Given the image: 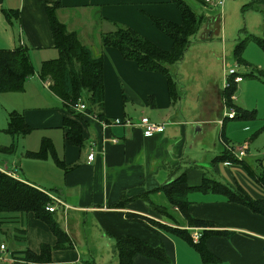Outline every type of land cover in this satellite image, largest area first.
Listing matches in <instances>:
<instances>
[{
  "label": "crops",
  "instance_id": "1",
  "mask_svg": "<svg viewBox=\"0 0 264 264\" xmlns=\"http://www.w3.org/2000/svg\"><path fill=\"white\" fill-rule=\"evenodd\" d=\"M53 2L60 3L58 19L68 30L77 32L79 40L93 56L102 58L104 102L99 112L102 119L90 114L74 116L68 112L51 91L49 80L42 81L38 76L41 63L58 55L45 12V6ZM250 2L251 8L240 14L243 6ZM217 8L214 24L208 15V25L200 26L209 37L213 33L232 36L233 32L227 34L226 21L233 15L237 36L244 28L247 34L264 38V32L263 36L257 33L262 26L264 0H223ZM180 12L169 0H0V49L26 48L34 75H37L26 79L22 91L8 92L22 94L21 99L18 96V111L32 128L24 135V141L34 139V143L23 147L22 162L4 159L0 161V168L13 172V177L60 201L55 214L71 240L70 248L52 249L49 262L25 261L23 250L29 248L39 253L42 244H55V236L32 212H0V233L9 236L13 242L10 247L0 242V246L4 245L0 247V264H89L91 261L93 264H117L115 238L125 235L140 238L151 246L163 247L168 257V261L163 262L137 253L133 256V264H264V215L228 201L220 194L197 190L188 194V213L196 220L209 222L210 226L188 227L177 209H169L175 222L156 209L168 206L160 186L180 173L185 172L189 186L201 184L204 176V167L199 165L202 147L199 141L192 139L186 122L174 115L172 107L180 98V90L176 87L172 99L169 82L162 73L141 70L134 61L124 59L116 48L101 45V35L120 25L133 29L157 47L170 50L172 41L158 30L152 18L180 24ZM205 18L207 20V15ZM94 42L100 47L92 48ZM236 74L242 80L234 82V76L228 75L227 71L223 87L216 94L225 115L231 110L249 108L234 105L230 111L224 109L228 105L222 95L228 80H233L236 89L245 79L243 74ZM252 84L247 82L242 90L247 91ZM230 98L235 100L236 95ZM137 100L143 116L156 124H165L163 132L143 135L135 110L127 105L129 101ZM225 115L218 119L220 137L208 150L209 165L223 180L220 182L232 189L240 186L255 199H264L263 189L253 179L245 181L248 175L244 167L229 161H214L224 151V144L230 143L225 135L226 120L238 118L237 115L233 118ZM66 118L80 124L83 140L80 146L65 140L63 121ZM116 118L129 119L135 125H114L111 122ZM243 129L248 130L249 126L245 125ZM195 130H201L200 124ZM42 138L52 144L53 155L47 153L43 159L27 156L26 152L38 151ZM188 142L189 149H195L187 159L191 163L190 169L183 161ZM243 143L247 145L243 159L249 169L256 172L248 161L250 143L244 140L238 144ZM196 148L200 153L198 156ZM91 152L93 159L88 160ZM256 163L260 168L264 166V160ZM128 213L136 214L140 219H129ZM158 223L171 227H176L177 223L187 229L212 231L205 238L208 259L201 257L187 239L167 231Z\"/></svg>",
  "mask_w": 264,
  "mask_h": 264
},
{
  "label": "trees",
  "instance_id": "2",
  "mask_svg": "<svg viewBox=\"0 0 264 264\" xmlns=\"http://www.w3.org/2000/svg\"><path fill=\"white\" fill-rule=\"evenodd\" d=\"M169 1L181 11V23L176 24L160 18H152V21L158 30L172 41L170 50H163L133 29L120 25H116V27H113V30L101 35V45L116 48L124 59L134 61L141 70L162 73L166 77L167 82H169V94L173 99L177 85L169 71V66L182 60L190 44L191 36L196 35L200 29L203 15L196 14L195 10L184 0ZM200 2L205 3L204 0H200ZM251 6V2L245 4L242 10L250 9ZM59 7V2H53V4L45 6L54 46L58 51V55L55 59L45 60L41 63L38 76L42 81L49 80L51 91L61 100L62 105L68 112L74 116L90 114L95 118L102 119L103 117L99 113L104 102V86L102 85L101 71L102 58L93 56L88 47L84 43H81L77 32L68 30L66 24L58 19L57 10ZM262 26L264 32V14ZM249 39H253L264 51V38L247 34L243 28L240 30L238 42L233 49V57L237 61H242V52ZM33 72L34 68L26 48L20 46L11 50L0 49L1 93L22 91L26 79L32 76ZM260 72L263 73L261 74ZM249 74H252V72ZM251 76L262 79L261 76H264V70H259L257 75L252 74ZM234 92L235 83L233 80H228L227 85L223 89L222 96L225 99L226 105L232 108L235 106L230 97ZM79 102L85 105L83 112H79L75 108V105ZM235 115L238 118L249 119L255 117V112L246 109L240 110L238 108V110H235ZM7 117H9L7 128H4L2 131L10 134L12 138L30 133L32 128L25 122L22 113L11 111ZM63 129H66L65 140L67 143L76 146L82 144L81 126L77 121L64 119ZM14 145L15 142L12 141L8 147H0V151L7 153L14 152ZM47 153L53 155V146L48 139L42 138L38 151L26 152V155L32 158L43 159ZM214 161H229L240 164L244 167L247 174L249 173L251 177L253 176L254 182L264 191V166L261 167L260 172L257 174L249 169L244 159L238 160L226 149ZM201 180L200 185L191 187L186 182L185 172H182L164 183L159 189L168 206H161V208L157 207L156 209H159V212L161 211L172 221L174 219H172L169 209H177L185 222H187L188 227L210 226L209 222L196 220L188 213L190 205L188 194L191 190H197L201 191V193L220 194L228 201L244 205L250 210L264 215V199H255L242 187L239 186L237 189H232L227 184L212 177L203 176ZM53 204L54 201L51 196L44 190L17 179L0 169V212H32L35 218L46 223L56 238L53 246L42 244L39 253L29 248L23 250L21 253L25 261L46 263L50 261L49 255L52 249L71 247L69 235L57 221L56 209L52 212L46 209L48 205ZM127 216L129 219H140L138 215L132 213H128ZM157 225L173 234L184 237L200 253L201 257L208 259L209 254L205 246V238L212 231L204 229L198 241L193 242L189 230L187 227H180L181 224L176 223L178 227L166 226L159 223ZM115 239L114 253H116L117 264H133V256L137 253L163 262L168 261V257L163 252L164 249L161 246H151L148 242L130 235L119 236ZM89 264H93V262L91 261Z\"/></svg>",
  "mask_w": 264,
  "mask_h": 264
},
{
  "label": "rangeland",
  "instance_id": "3",
  "mask_svg": "<svg viewBox=\"0 0 264 264\" xmlns=\"http://www.w3.org/2000/svg\"><path fill=\"white\" fill-rule=\"evenodd\" d=\"M184 1L195 10L194 12L196 14L203 15L204 24H201L202 28L208 25V23H206L209 21L208 15L212 18L211 24H214L213 19H215L216 13L218 12L216 5L202 3L200 0ZM243 12L245 11L241 9L240 14L243 15ZM206 15L207 20H205ZM235 16H238V14ZM232 18H234L233 15L228 16L226 21L227 34L233 32L232 36H222V33H213L209 37L207 31L199 29L196 35L191 36L190 44L182 60L169 66V71L176 81L177 88L181 93H179L180 98L172 107L174 115L176 119L184 123L186 122L185 124H187L189 128L192 139L199 141L202 147L203 151L201 153V158H199V165L204 167V170L202 168L204 176L212 177L222 182L223 180L220 176H218L209 165L210 153L208 150L212 148V143H217L220 137L221 123L220 121L218 122V119L220 118L221 120L225 114L224 110L219 107V98H216V94L218 90L220 91L223 87L225 76L229 69L233 68L237 73H241L245 77L240 83V87L235 89L234 94L236 95V99L232 100L233 104L236 106L242 105L243 107H249L245 109L254 111L255 117L249 119L235 118L234 120H226L224 127L226 131L225 135L230 139V144L238 145V143L244 140L250 143L249 149L251 150H249L250 157H248V161L257 174L260 172L261 168L258 167L256 161L260 159L264 160V76H261L262 79L251 76L252 74L257 75L259 70H264V51L253 39H249L242 52V61H237L233 57V49L238 42V28H234V21ZM257 31L259 36H263V26ZM97 47H100V45L94 42L92 48ZM251 72L252 74H249ZM260 73L262 74L263 72ZM34 74L35 71L30 77L32 78L35 76L36 78L37 75ZM250 81L253 82V84L248 87V90H242V86ZM18 96H20V99L22 98V94L20 93L0 92V147H8L12 141L15 142V151L11 152V155H8L7 152L0 151V161L9 159V161L22 162L23 147L34 143V139L25 142L24 135L12 138L10 134L2 131L4 128H7L8 114L11 111L19 112ZM127 105L135 110L137 117L140 119L143 111L140 102L138 100L135 102L129 101ZM231 108V106H227V109H224L225 111H230ZM197 120L200 122L197 123ZM199 124L201 130L196 131V126H199ZM245 125L249 126L248 130L243 129ZM260 127L263 129L261 130ZM257 129L259 130L256 131ZM37 143L39 144V141ZM189 147L190 142H188L186 153L183 158V161L187 163L188 169L191 168V163H188L187 159L190 153L195 151L194 148L189 149ZM196 150L198 151V148H196ZM214 152L216 155L218 154V147L215 148ZM199 154L198 151L197 156ZM206 155L207 159H204ZM2 165L8 166V164ZM18 171H20V169ZM247 175L245 181L249 182L253 179V176L251 177L249 173ZM0 242L7 244L8 247L13 244L9 236L2 235L1 233ZM114 256L116 257L115 254Z\"/></svg>",
  "mask_w": 264,
  "mask_h": 264
},
{
  "label": "built area",
  "instance_id": "4",
  "mask_svg": "<svg viewBox=\"0 0 264 264\" xmlns=\"http://www.w3.org/2000/svg\"><path fill=\"white\" fill-rule=\"evenodd\" d=\"M206 3H210L213 5H221L223 0H204ZM228 75L230 76H234V82H239L242 80V77L236 74L234 69H230L228 71ZM76 110H78L79 112H83L85 109V105L82 102H79L78 104L75 105ZM235 115V112L233 110H231L228 114H226L227 118H233ZM114 125L115 124H122V125H128V126H133L135 125L131 120L127 119V120H122V119H113L112 122ZM139 125H141L140 127L142 128V132L144 136H151L155 133H161L164 131L165 129V124L164 123H157L151 121L148 117L143 116L139 119ZM225 149L229 150V152L238 160H241L244 158V156L246 155L247 152V145L246 144H238V145H234V144H224ZM93 155L94 153L91 152L88 155V160H92L93 159ZM1 169V168H0ZM3 172H6L9 175H13V172L5 170V169H1ZM52 200L54 201L53 205H48L46 207V209L50 212L54 211L56 209V205H58L60 203V201L54 197H51ZM191 230V239L193 240V242H197L198 239L201 236V230L199 228H188ZM1 248L4 247V245L0 246ZM83 264V263H81Z\"/></svg>",
  "mask_w": 264,
  "mask_h": 264
}]
</instances>
